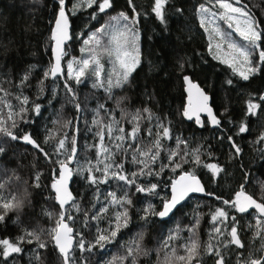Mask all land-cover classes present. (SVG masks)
Wrapping results in <instances>:
<instances>
[{
	"label": "snow or ice",
	"instance_id": "6c2138e0",
	"mask_svg": "<svg viewBox=\"0 0 264 264\" xmlns=\"http://www.w3.org/2000/svg\"><path fill=\"white\" fill-rule=\"evenodd\" d=\"M20 11L32 21L22 34L0 11V264H264V88L250 90L264 82V0H21ZM149 22L167 37L175 23L187 42L145 52ZM33 32L45 39L32 55L50 52L39 70L21 55ZM173 82L175 114L155 111L157 85Z\"/></svg>",
	"mask_w": 264,
	"mask_h": 264
},
{
	"label": "trees",
	"instance_id": "16d2710c",
	"mask_svg": "<svg viewBox=\"0 0 264 264\" xmlns=\"http://www.w3.org/2000/svg\"><path fill=\"white\" fill-rule=\"evenodd\" d=\"M28 0H24V3L27 4ZM49 3H51V0H48ZM147 0H136V3L139 4H146ZM20 3L21 0H0V11H4L7 14H9L12 17V21H11V27L13 29H19V31L21 32V34L23 33V26L25 23H31L32 21L30 19H28V17L31 15L30 13H23V18H22V12L20 11ZM117 4L118 5H123L124 4V0H117ZM13 5H15V7H12ZM105 19H107V17H105ZM35 20L36 23L41 27V29L43 30V28H45L47 26V12L45 11L43 13V16H41L40 13H37L35 16ZM172 27V35L170 37H167L165 34H162L160 32V26L159 25H154L153 23L149 22L147 24L143 25V41H144V49L145 52L148 51L149 45H151L152 49L156 50V51H161L163 52L165 55H167V47H166V40L168 42H175L176 40V36L180 35L182 37V39L187 42V35L183 34V33H179L177 26L175 23H172L171 25ZM3 30L0 29V32H2ZM149 36H152L153 39H149ZM45 37L44 36H37L35 34V32H33L32 34V46H25V48L21 49V55L23 57V61L27 62V63H35L37 65V70L40 69L41 64L43 65H47L48 63V59L50 56V52L48 55L44 54V48L41 46L39 48V51L36 55H32V52L35 51V45L37 43V41L42 42L44 41ZM202 43L201 37L200 36H196L194 39V43H191L189 45V53L191 54V50L195 49L196 51H201V48L199 47ZM204 44H206V41H203ZM79 47L80 44L79 42H77L75 44V49H74V54L79 57L80 56V52H79ZM214 63V62H213ZM65 69V68H64ZM209 72H211V70H209ZM144 74H147V64L145 63V67H144ZM134 75H136L134 73ZM89 76H91V74H89ZM137 80L139 81L140 84L144 83V80L142 79L141 76H137ZM62 81L60 82L61 86H62ZM134 86H135V81L133 82ZM219 83V81H218ZM241 83H246V82H241ZM33 85H35V80H33ZM73 87H76V85L73 83ZM256 88H264V82H261L259 79L254 80L250 86V90L252 89H256ZM151 91V89H149ZM92 91L90 88V81L88 84H82L80 86V92H81V98H83V95L85 93H88ZM131 91V90H130ZM156 93L157 96L155 99L152 100V105L154 106V110L155 111H159L158 107H155L157 105V103H162L164 110L165 111H171L173 114H175V111L177 109V107L180 105L181 103V97H180V93L177 91V85L175 82H173L170 85L167 86H162V85H157L156 87ZM221 95H223V93H221ZM134 101L136 102V104L138 105L142 99H144L139 92L136 93V95L133 96ZM232 100H233V104L234 106L238 109L241 104H242V99L237 97V94L234 92L232 93ZM147 102V101H145ZM92 103L94 104L95 101L93 100ZM57 108H59V104L56 105ZM65 117H68L70 115L69 111H65L64 113ZM118 115V114H117ZM51 117H52V110L50 109L49 111H46L44 113V117L40 119V127L41 129H43L45 123H47L48 127H53L51 124ZM90 119V117H89ZM205 120V119H204ZM188 124L189 123H184V125L179 124L178 122L174 121V127L176 128L177 132H183V134L185 136H188L190 134V129H188ZM257 127H264V124L257 122ZM81 129H83V123H81L80 125ZM193 128H195L194 125H192ZM196 131V136L199 137L201 135V133L203 134V136L207 137L211 135V131L210 129L206 128V129H195ZM247 139H251V137H247ZM247 139L244 142V148H245V159H248V153H249V149L247 146ZM89 142H91L89 140ZM79 143L81 146V149H83V145L85 143L83 137H79ZM94 151L90 153V156L92 158H94ZM81 159H84V152L81 151ZM28 159L30 160L31 157H28ZM223 159V158H221ZM27 163V161H26ZM30 168H23L21 169V172L27 176L30 172ZM167 179V177H165ZM209 187H212L211 185ZM73 189L75 190V186H73ZM186 211H190V209H187ZM203 211L206 213L208 211L207 206L205 205ZM180 221V215L177 214V217L173 219V221L168 224L167 226H165L164 228V232L165 234L168 231V228H174L176 227L177 222ZM247 222V221H246ZM54 223V222H52ZM202 224L204 225L205 228L208 227L206 221L202 220ZM44 226L48 227L49 226V222L47 220H45L44 222ZM8 231L10 233H12L13 235L16 232V229L13 228L12 226L9 227ZM4 230H3V226H0V236L4 235ZM184 236H187V233H183ZM207 235L206 233H204L202 235V239H206Z\"/></svg>",
	"mask_w": 264,
	"mask_h": 264
},
{
	"label": "rangeland",
	"instance_id": "374dc122",
	"mask_svg": "<svg viewBox=\"0 0 264 264\" xmlns=\"http://www.w3.org/2000/svg\"><path fill=\"white\" fill-rule=\"evenodd\" d=\"M105 63H106V60H105ZM64 68H65L64 71H65V75H66V72H67L66 61H65V67ZM253 223H254V221H253Z\"/></svg>",
	"mask_w": 264,
	"mask_h": 264
},
{
	"label": "water",
	"instance_id": "95a60500",
	"mask_svg": "<svg viewBox=\"0 0 264 264\" xmlns=\"http://www.w3.org/2000/svg\"><path fill=\"white\" fill-rule=\"evenodd\" d=\"M202 118L205 119V120L207 119L206 115H203V114H202ZM186 122H187V121H186ZM188 123H189V122H188Z\"/></svg>",
	"mask_w": 264,
	"mask_h": 264
},
{
	"label": "bare ground",
	"instance_id": "6f19581e",
	"mask_svg": "<svg viewBox=\"0 0 264 264\" xmlns=\"http://www.w3.org/2000/svg\"><path fill=\"white\" fill-rule=\"evenodd\" d=\"M186 123H188V122H186Z\"/></svg>",
	"mask_w": 264,
	"mask_h": 264
}]
</instances>
